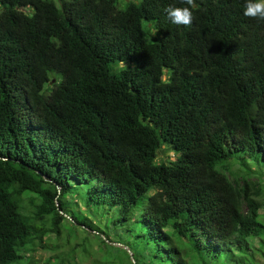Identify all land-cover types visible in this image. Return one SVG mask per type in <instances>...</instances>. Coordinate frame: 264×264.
Instances as JSON below:
<instances>
[{
  "label": "trees",
  "instance_id": "obj_1",
  "mask_svg": "<svg viewBox=\"0 0 264 264\" xmlns=\"http://www.w3.org/2000/svg\"><path fill=\"white\" fill-rule=\"evenodd\" d=\"M195 3L186 27L181 0H0V264L81 222L77 191L150 264H261L262 187L226 171L264 166V21Z\"/></svg>",
  "mask_w": 264,
  "mask_h": 264
},
{
  "label": "rangeland",
  "instance_id": "obj_2",
  "mask_svg": "<svg viewBox=\"0 0 264 264\" xmlns=\"http://www.w3.org/2000/svg\"><path fill=\"white\" fill-rule=\"evenodd\" d=\"M56 1L59 3V0ZM130 1L139 0H119V5L123 8ZM27 11L33 12V8L30 7ZM148 32L149 38L156 35L152 28ZM121 65L125 64L121 63ZM176 156L171 147L164 145L157 153V162L170 163L176 159ZM249 166L250 174L239 164H233L226 173L239 185L246 177L261 185L262 194L258 198L264 203V166L253 162H249ZM31 195L27 193L25 197ZM64 200L69 201L70 208L81 222H75L68 215L62 223L60 235L48 233L44 236L43 242L37 241L22 249L23 258L17 264H45L49 260L55 264H150L148 260L151 259V250L146 241L136 238L135 233L128 235L123 228H114V211L86 205L80 191ZM261 213L264 220V206ZM82 222L86 225L81 224ZM253 244L256 248L261 246L264 249L260 241L256 240ZM257 258L261 264H264L262 252Z\"/></svg>",
  "mask_w": 264,
  "mask_h": 264
},
{
  "label": "clouds",
  "instance_id": "obj_3",
  "mask_svg": "<svg viewBox=\"0 0 264 264\" xmlns=\"http://www.w3.org/2000/svg\"><path fill=\"white\" fill-rule=\"evenodd\" d=\"M188 7L170 5L165 9L172 23L183 26H191L193 23L192 9L197 7L195 0H181ZM244 15L259 21H264V0H246Z\"/></svg>",
  "mask_w": 264,
  "mask_h": 264
}]
</instances>
